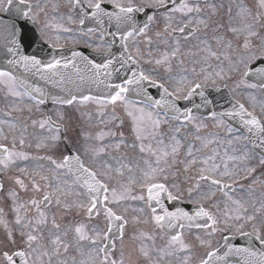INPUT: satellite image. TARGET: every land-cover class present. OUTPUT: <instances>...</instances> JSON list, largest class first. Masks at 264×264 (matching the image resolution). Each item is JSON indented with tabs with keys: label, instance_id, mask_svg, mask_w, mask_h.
Returning <instances> with one entry per match:
<instances>
[{
	"label": "snow or ice",
	"instance_id": "6c2138e0",
	"mask_svg": "<svg viewBox=\"0 0 264 264\" xmlns=\"http://www.w3.org/2000/svg\"><path fill=\"white\" fill-rule=\"evenodd\" d=\"M14 0H0V11L11 12L12 5ZM72 6H83V0H71ZM173 4H178L177 7H173L171 11H168L165 15V20L170 21L172 16L176 12L188 15L191 13H200L201 8L198 3L192 4L187 2V0H172ZM260 6L264 7V0H259ZM108 5H111V9L108 8ZM155 7V8H165L167 9V0H154V3L151 5L145 3L137 5L133 0H127V3H124L123 0H87V7L84 13L81 15L79 23L81 25L85 24V17L90 12L91 17L94 18L97 22V25L100 27V37L99 42L96 44L94 51L102 57V62L97 63L95 60L89 59L87 56H83L82 53L73 52L72 59L67 60L64 58H57L52 56L48 60H44L40 57L47 54V50L44 47L47 41V37L43 29L37 31L35 29H29L26 25L31 22L33 25L37 22L38 13H32L31 6L28 3V0H18V3L15 7V19L12 22L0 21V42H2L3 48L5 49L6 55H11L12 59L7 61L10 65H20L25 69V71H35L36 74L40 75L41 79H46L49 83L57 84V86L65 85L66 83L72 84L75 83L71 77H65L60 69L74 68L77 74V80L81 83L87 81L91 84H95L97 87L103 86L106 90L105 95L91 96V95H80L79 100L81 103L89 100H95L99 105H105L107 103L115 104L116 102H122L125 104L126 110L131 108L133 110L127 111V115L133 120V131L136 133V139L142 140L143 132L145 131L146 126H151L154 130L158 129L162 123H168V118H171L178 123L187 124L194 121L196 118L192 115V109L187 107L181 108L179 101L185 100L190 101L194 93H199L200 97L203 100V106L207 107L210 103H213L208 97L205 96L204 91L200 83H194L191 87L184 89L183 87H178L174 91H169L168 87L164 83H161L159 79H156L151 74H146L144 70L140 68V49L136 48V55H133L129 52V39H133L137 36H145L149 44L152 43L151 38L147 37V31L149 25L152 21L156 19L155 15L147 16L146 21L138 22L136 19L135 13L141 12L145 7ZM231 11V9H229ZM244 12V9H241V13ZM19 21V23H17ZM105 21H107L110 27L115 28V31H109L108 28L104 27ZM193 23L191 19L187 21V24H181L178 28H171L170 23L165 24L164 31L167 32L170 36L176 35L177 33L183 34L186 31L189 34L194 33L197 29H189L188 25ZM197 24H202L205 28H208V22L206 20H197ZM249 29L248 35L255 36L256 33L251 31V25H246ZM171 29V31H169ZM68 29H65L67 31ZM233 33L238 31L237 28L233 27L230 29ZM88 33H92L94 29H87ZM111 37L110 42H106V37ZM156 36L161 39V42L165 45L168 44V40L163 38L162 33L157 32ZM119 38L121 49L119 55L113 50V45L116 42V38ZM219 42L222 38L216 37ZM205 44V48L202 51L207 52L210 56H217L216 52L212 51L210 46L207 45L206 41H202ZM230 46V45H229ZM36 48L35 53H29L28 49ZM53 48L59 47L58 44L52 45ZM244 48L246 50L250 49V42L246 39L244 43ZM180 50V41H173L172 51L169 53L165 51L162 53L161 58L155 59L154 63L157 66L166 65V70L171 72V58H178ZM151 55V53H149ZM77 57H82L85 61L84 70L90 74L85 77L82 74L81 68L76 64ZM218 58V57H217ZM147 63H152L153 61H146ZM264 47H261L259 51H248L247 59L241 60V63L244 64L246 71L244 72L245 76H248L252 73H256L260 76L262 83L260 87H264ZM118 65V66H117ZM195 71V69H193ZM124 73L121 76V73ZM119 78L120 82H114L113 76ZM217 77L223 78L222 72L215 73ZM0 78H7L9 83V90L12 92V95L19 96V92L12 90L13 86L17 82V77L14 76L9 71L0 70ZM209 77L206 76L207 80ZM186 80L185 77H181V83ZM22 83H27L23 81ZM214 83V82H213ZM156 88L158 94L160 95L159 99H155L150 93V88ZM250 87H257L253 84ZM32 91L38 92L43 97L44 93L41 88H33ZM62 91H66L68 95L64 96H53V102L59 103L61 105H72L77 101V95L72 93V90L69 88H62ZM134 92L137 96L141 97L140 101H128L127 95ZM253 102V110L249 111L244 104L239 101L234 102L233 109L230 111L219 113L220 117H239L240 122L247 128L249 133H255L259 139V147L264 149V123L261 122L260 118L255 114V105L256 98L251 97ZM39 103H44L43 99L39 100ZM139 103H147L149 106H155L157 109L164 113V118L162 119L157 113L154 115L152 111H146L143 107H137ZM201 105H196L199 108ZM261 111H264V102L260 104ZM139 113L137 116L135 113ZM212 117L215 119L217 113L212 112ZM113 119H116L113 116ZM35 123V121H33ZM51 123V121H49ZM123 121H121V124ZM223 124V120L218 121V125ZM41 128L44 127V123H41ZM200 125H197L199 129ZM57 130L59 125H56ZM229 132L232 131L231 128L228 129ZM175 132L178 134L180 128H176ZM104 135L116 136L115 132L109 133H100V139H103ZM120 136L123 137V133H120ZM199 139V137H197ZM53 141H59L61 138L59 135H55L51 138ZM172 143L165 145L164 141L161 139L158 141L160 145L157 149H152L151 146L148 147L147 151L151 152L153 155H156V166L145 160L144 164L147 166L146 170L143 171V183L141 188L146 191V197L144 195L132 196L133 200L146 201L147 207L151 209L152 217L157 225L161 228H177L183 229L185 226L191 228L195 227L197 229H210L208 235L216 233L217 231H232L235 229V232H238L242 237H248V246H236L230 242V237L224 235L223 239L225 241L222 248L224 249L223 254H221L220 248H213L211 240H201V244H206L210 250L206 252V258L200 259L199 264H232L230 257L238 256L241 259L238 261V264H264V234L261 233L260 229L253 226L252 232H245L243 229L244 224L239 223L241 220L253 221L254 216L248 215L245 216L244 204L239 200H234L230 195V190L233 188V183H225V180H231L234 175L233 172L228 170V166L225 163L223 165V170H221V164L216 162V154L208 155L205 157L197 158L194 155L193 149L190 146L186 155L188 159L181 161L184 164V171L187 172L194 166L199 165L197 169L196 176L194 178V183L190 184L186 189L187 195L189 198H194L196 201V210L194 213L190 214L187 211H184L180 208H176L175 211H169L165 207L164 200L176 201L181 198L185 190H182L180 186L176 183H172L171 186L167 183L168 177L164 175L166 172L165 167H160L161 162L163 161L167 165V157L171 156L173 158V163H176L175 156L181 147L180 141L176 139V136L173 135L171 138ZM237 139H239L237 137ZM21 144L24 143L23 139L20 141ZM123 143V139L115 145L118 149L120 144ZM211 143V141H209ZM231 143V141H229ZM252 143H256L255 140ZM39 146V145H38ZM66 153L62 154L59 160L53 159L52 157H47L51 165L57 171H65L67 174H70L74 177V183L77 184L81 191L76 192L75 195L80 197L84 195V200H79L73 204H65V208H75L78 212L86 213L88 218L91 219L93 216L105 217L107 221V230L106 231H95L94 235L89 236L85 232L84 224H77L74 227V232L78 241L89 240L93 245L99 243L97 249V254H103V259L100 261V264H116L115 260H111L109 257L111 253L109 248H114L115 244L110 241V234L112 233L113 224L116 221H122L119 225V234L121 238L123 237V227L127 221L123 216L117 215L113 211L112 207H109V203H119L121 200L126 197L123 193L118 194L116 188H110L109 184L105 183V178H107L106 173L98 172L93 170L92 167L86 166L84 161L81 159L79 154L80 149H76L70 145H66ZM82 150L85 153L92 152L94 154H99L104 151L103 148H94L89 145H82ZM170 149V151H169ZM0 151L5 155L0 156V164H3L5 167L8 163L12 162V158L20 157L27 159V156L21 152L10 151L5 145L0 144ZM140 151H146L145 146L141 143ZM247 158L246 154L244 157ZM230 160H235L237 157H228ZM264 163V160L261 161ZM108 167H111L108 165ZM125 165L121 166L122 168ZM128 171L131 172V166H127ZM254 169H248V172H252ZM163 176V182L160 181L159 177ZM47 180V177H43ZM132 178H130L131 180ZM132 182H135L132 180ZM17 183L23 186L22 181H17ZM66 183V182H65ZM202 183L207 184L208 190L206 191L202 188ZM50 186V185H49ZM2 187V185H0ZM34 187L39 189V185ZM220 191L223 195L230 200L233 204L236 205L234 209V215H229L225 213V228H217L216 225L218 221L214 215L209 211L205 210L204 206L199 202L205 199H212L215 196V192ZM56 192L60 195H65V190L61 187H57ZM175 193V194H174ZM109 194H111V201L109 199ZM10 195L15 198L16 193L10 192ZM53 193H46L43 197L44 203H50L52 200ZM57 204L60 203L59 196L56 197ZM33 205H38L36 200H32ZM155 205V206H153ZM157 208L162 210V214H157ZM17 213L19 208L14 209ZM143 211V209H140ZM40 219L36 220V224H45L47 223L44 218V213L39 212ZM201 218H206L203 223L198 221ZM229 220H234L237 223L229 225ZM187 221V225L184 223ZM0 222L5 224L7 227V221L0 219ZM210 222V223H209ZM16 223L21 224L22 219L19 215L16 216ZM31 221L25 227H30ZM52 226L55 229H59L60 225L56 223L55 219L52 221ZM38 228H30L29 231H21L19 240L23 246L17 244V237L11 229H8L5 236V244L15 246L14 250L3 251V258L5 264H42L41 257L49 256L48 251L41 252L38 247H34V243L42 238V234L36 235L34 232H38ZM65 231V235H67ZM199 239V237H197ZM172 241L176 242L181 239V234L177 233L172 236ZM255 240L261 246L260 250H257L252 243ZM105 241H109L105 243ZM54 245L57 247L53 248V254H59V245L62 244L61 237L59 235L55 236L52 240ZM64 250L67 251L68 245L63 244ZM182 247H187V245H182ZM147 255V253H144ZM33 257H35L33 259ZM123 264V261H121Z\"/></svg>",
	"mask_w": 264,
	"mask_h": 264
},
{
	"label": "rangeland",
	"instance_id": "374dc122",
	"mask_svg": "<svg viewBox=\"0 0 264 264\" xmlns=\"http://www.w3.org/2000/svg\"><path fill=\"white\" fill-rule=\"evenodd\" d=\"M69 2V0H34L33 2V13H38L37 16V24L39 25L40 29H43L45 35L47 38H51L54 41H59V38H64V36L60 35L58 33V27H56L55 21L59 20V18H62L63 23L65 18H67L70 14H73V12L71 11L70 7L67 6V3ZM62 5V9L61 7L59 8L58 11V7ZM66 21V20H65ZM68 22L66 21L65 25H67ZM7 82V79H5ZM8 83V82H7ZM9 84V83H8ZM14 90H17V92H19V89L17 87H15V85L13 86ZM125 120V125L126 127H128L129 129L133 128V123L128 122V120ZM191 127L189 126H179L178 128H180V132L179 134H189L192 135L193 139L195 140L197 143H195L193 145V151L195 152H201L202 151V147L205 146L206 148H211L212 150H207V152H211L213 150H216L215 154L217 158H222L225 156V154L223 152H230V151H235L234 149H230V147H235L236 146V152L237 151H242L240 150L241 146L238 143H235V141L231 138L229 135H225L223 132L225 131L224 128H222L221 124L218 125V120L216 121H206V122H202L201 120L199 121H195V122H191L189 124ZM197 125H200L199 129H197ZM129 129L125 128V131L127 132V136L132 139V143L127 145V149H126V157L128 158L129 164L132 167H136L139 168V165H145L144 161L148 160L153 167L156 165V155H153L151 152L147 151L148 147L150 146L149 142L147 141V146L145 147L146 151L141 152L140 151V145L142 143V141L144 140V138L146 140L149 139V137L153 136V135H160L163 133L162 137L158 138L159 140H163L165 145H169L171 143H168V140H171L170 137H168L167 133L164 132L166 129H170L171 127L168 126V124L166 123H162L158 129L154 130L151 128V126H146L145 131L143 132L142 136V140H137L136 139V133L132 130L130 131ZM199 137V139L197 138ZM219 137H228V141H227V145L226 142L223 141L222 143L218 142ZM134 139L136 141V144L134 143ZM152 140V139H151ZM209 141H211V143H209ZM229 141H231V143H229ZM139 142V144H137ZM215 142V144H213ZM144 143L146 144V141L144 140ZM201 143V145H200ZM98 147V146H96ZM122 147V146H121ZM160 145L157 144L156 147L152 146V149H157L159 148ZM108 148H110L113 151L118 150L114 145H109ZM170 151V149H169ZM145 155L147 156V158H145ZM181 157V156H180ZM109 159V158H108ZM166 159H168L167 163L169 162V160H171L173 162V158L171 156L167 157ZM125 160V159H123ZM184 161V160H183ZM165 165L164 162L162 161L160 166ZM244 170V169H243ZM259 185V184H258ZM110 188H116L117 189V193H126L129 195H135V196H140L143 195V190L137 187L132 186L130 190H128L127 186H121V187H110ZM119 191V192H118ZM4 194V193H1ZM111 195V194H110ZM251 215H256L257 213L253 210L250 213Z\"/></svg>",
	"mask_w": 264,
	"mask_h": 264
},
{
	"label": "flooded vegetation",
	"instance_id": "af4514ba",
	"mask_svg": "<svg viewBox=\"0 0 264 264\" xmlns=\"http://www.w3.org/2000/svg\"><path fill=\"white\" fill-rule=\"evenodd\" d=\"M239 6H241V2L238 4ZM237 18L236 15H234V18L235 19ZM222 29H227L226 26H222ZM237 42L234 46L233 49H235V51H237ZM238 56V55H237ZM244 59L243 56L238 59V68L240 69V72L242 74V69H243V63H241V60ZM242 78V76H241ZM242 79L240 78H237L234 77L232 79V83L237 85L241 82ZM2 131H0V144H3L5 145L10 151H14L16 152V150L18 149H22L21 147H19V145L17 147H15V143H16V139L12 136H4L2 133ZM4 140V141H3ZM15 147V148H14ZM47 155L50 154V151L49 150H44ZM5 155L2 151H0V156H3ZM55 156L54 157L55 159L58 157L57 160H59L61 158V153L60 152H57L55 153ZM35 161L37 162V165H35V168H30V169H22V167H18L17 165V157H13L12 158V162L8 163V165L5 167L3 164H0V181H1V185L2 186H7V187H11V186H20L22 188H25V187H34V184L35 185H39V188L40 187H45V185H47V182H45V179H43V175H42V172H45L46 168L40 166L41 164V161H42V158H35ZM65 173V177H68L67 176V172L66 170L64 171ZM22 181L23 182V186H21V184L17 183V181ZM39 190V189H38ZM32 200H36L38 202V205H34L33 209H32V212H36V210L40 207L41 205V200L42 198L37 196L35 194V196L33 198H31L30 200V203ZM54 198H52L51 202L49 203V205L53 202ZM41 208V207H40ZM3 212V209H0V213ZM10 213H14V211L11 209L10 206H8L7 210H6V213H5V216H9L8 214ZM4 235L0 232V260H3V251H8V250H14V246L12 245H7V247L4 249L3 246H1V243H2V237Z\"/></svg>",
	"mask_w": 264,
	"mask_h": 264
}]
</instances>
